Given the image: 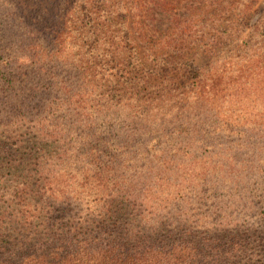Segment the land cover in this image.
I'll list each match as a JSON object with an SVG mask.
<instances>
[{
  "label": "trees",
  "instance_id": "obj_1",
  "mask_svg": "<svg viewBox=\"0 0 264 264\" xmlns=\"http://www.w3.org/2000/svg\"><path fill=\"white\" fill-rule=\"evenodd\" d=\"M254 1L0 0V264H264Z\"/></svg>",
  "mask_w": 264,
  "mask_h": 264
},
{
  "label": "rangeland",
  "instance_id": "obj_2",
  "mask_svg": "<svg viewBox=\"0 0 264 264\" xmlns=\"http://www.w3.org/2000/svg\"><path fill=\"white\" fill-rule=\"evenodd\" d=\"M193 3L198 2L199 0H190ZM190 1L187 0H179L180 4H186ZM180 10V9H179ZM182 11V10H180ZM264 13V0H255L252 5L247 9L246 12V22L252 23L257 17L262 15ZM144 27L147 31V33L150 36L156 37L158 30L163 29L165 27V22H162L160 20V16L156 15L154 17H146L145 16V22ZM188 59H192L193 62L196 65L203 66L208 64L211 61L210 55H208L206 52H203L201 50H193L187 55ZM257 102L256 100H252L251 98L247 97L242 101V104L240 106V111L245 112V114L253 115L257 112ZM259 113V112H258Z\"/></svg>",
  "mask_w": 264,
  "mask_h": 264
}]
</instances>
